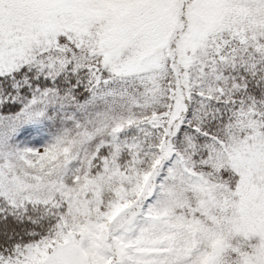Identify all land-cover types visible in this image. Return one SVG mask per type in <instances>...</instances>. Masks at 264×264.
I'll return each instance as SVG.
<instances>
[{"label": "snow or ice", "instance_id": "snow-or-ice-1", "mask_svg": "<svg viewBox=\"0 0 264 264\" xmlns=\"http://www.w3.org/2000/svg\"><path fill=\"white\" fill-rule=\"evenodd\" d=\"M0 264H264V0H0Z\"/></svg>", "mask_w": 264, "mask_h": 264}]
</instances>
